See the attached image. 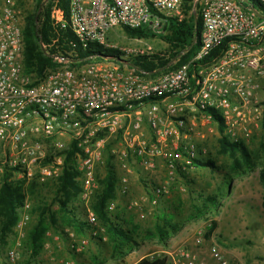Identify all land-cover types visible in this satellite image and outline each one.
<instances>
[{"label":"built area","instance_id":"2783aa9c","mask_svg":"<svg viewBox=\"0 0 264 264\" xmlns=\"http://www.w3.org/2000/svg\"><path fill=\"white\" fill-rule=\"evenodd\" d=\"M258 1L264 10V0ZM26 3L0 0V177L9 173L26 181L37 171L42 178L58 179L65 151L76 143L80 202L90 225L98 222L91 208L99 188L97 167L113 140L119 139L123 146L117 156L122 164L131 158L154 170L161 163L164 172L173 176L177 169L194 167L204 155L195 143L185 141L186 124L179 117L186 108L206 122H213L207 109L217 111L233 142L248 136L250 125H264V18L251 10L254 6L245 9L238 0H196L192 13L199 12L202 20L200 49L189 63L147 78L131 60L158 53L141 44L115 45L112 33L142 28L164 34L169 20L186 18L183 0H70L67 13L55 0L52 27L56 32L70 30L75 40L68 41L67 56L61 50L50 55L56 67L41 76L25 71ZM257 11L264 17L263 11ZM59 37L57 33L42 49L48 52ZM226 41L230 43L220 59L191 70V63L202 62ZM94 42L106 51H118L125 62L108 57L80 65L75 49L79 45L86 50ZM121 183L126 189L128 179ZM165 193V185L153 188L151 204L158 205ZM107 210L114 214L117 202H110ZM18 212L14 228L18 238L7 251L8 264H23L20 242L32 220L27 200ZM202 243L201 237L195 240L196 246ZM87 244L82 240L72 248L80 251ZM211 255L218 264H232L217 247L211 248ZM161 256L169 264H199L192 250L183 246Z\"/></svg>","mask_w":264,"mask_h":264},{"label":"rangeland","instance_id":"374dc122","mask_svg":"<svg viewBox=\"0 0 264 264\" xmlns=\"http://www.w3.org/2000/svg\"><path fill=\"white\" fill-rule=\"evenodd\" d=\"M34 4L35 0H27L26 12L32 11ZM163 30L164 34L146 39H132L119 31L112 33L110 40L113 44L122 47L137 44L151 46L158 54L168 56L170 46L161 36L167 35L166 30L164 28ZM117 33H119L118 36ZM91 48L95 51H106V48L96 42L91 44ZM109 52L112 50L109 49ZM176 62L173 61L171 66H174ZM179 119H183L186 124V129L183 131L185 141L195 143L200 153H204L202 161H213L216 168L194 164V167L187 170L177 169L173 176H169L164 172L161 163L154 170L145 169L131 158L122 164L117 156L123 150V146L119 139L112 141L113 164L119 180L117 210L114 215L121 221L131 222L140 227L139 243L132 251H137L141 244L150 241L145 239V233L148 229H152L162 216L172 215L173 223L178 226L177 231H181L185 226L190 227L186 230L187 238L175 246L171 245V248L167 250L183 246L192 250L199 264H218L211 255V248L217 247L232 264H264V187L260 182V172L264 169L262 147L264 125L258 127L254 124L250 125L249 135L241 140L253 154V166L240 173H232L230 170L232 161L219 152L221 134L217 124L204 121L201 115H194L190 107L186 108L185 114ZM144 133L147 137L151 136V131L147 127L144 128ZM106 157L104 154L102 163L97 167L98 179L105 175ZM123 178L128 179L126 189L121 183ZM2 179L3 177H0V185ZM12 179L25 182V190L32 184H36L37 187L32 194L27 191L25 199L31 205L32 220L19 247L24 264L30 259L25 240L37 218V214H33L32 209L42 201L50 203L53 200L57 179L42 178L37 171L31 180H20L15 175H12ZM162 185L166 186V193L158 205L154 206L150 201L151 190ZM209 197H216V202L209 203L207 201ZM76 206L77 213L86 220L83 203L79 200ZM212 220L218 222V229L208 241L204 238V234ZM91 227V233L84 238L60 236L57 239L59 235L51 232L44 251L37 260L33 261V264H65L66 261H73L75 264H91L95 259L111 264L112 250L102 223L98 220ZM199 237L203 238V243L196 246L195 240ZM17 238L18 235L14 230L5 243L0 240V264H8L7 251L15 245ZM82 240H87L88 244L82 250L75 251L72 244L79 245ZM158 244L161 243L156 242V245ZM161 255L163 253L159 256ZM133 263L132 257L129 264Z\"/></svg>","mask_w":264,"mask_h":264},{"label":"trees","instance_id":"16d2710c","mask_svg":"<svg viewBox=\"0 0 264 264\" xmlns=\"http://www.w3.org/2000/svg\"><path fill=\"white\" fill-rule=\"evenodd\" d=\"M55 0H35L32 11H27L25 15V25L23 30L25 52L24 65L27 73H35L41 76L47 68L56 67V63L50 55L64 51L69 52L68 41L75 40L70 30L65 32H56L53 29L50 13ZM60 5L67 13L69 10L70 0H58ZM196 0H183L186 18L178 22L169 20L164 29L167 35H161L170 46L168 56L156 54L152 56L137 57L131 60V65L141 75L151 78L166 72L177 69L187 64L194 57L201 47L202 20L199 12L197 19L192 13ZM245 9L254 6L255 9L263 11L258 0H248V3L242 4ZM125 34L132 39H146L157 37L159 35L151 34L148 29H131L124 28ZM60 34L56 46L45 52L42 44L49 45ZM230 41L224 42L208 58L202 62L191 63L193 71L199 65H211L220 59L228 49ZM79 64H85L92 60H102L103 56L119 57L118 51H95L91 48L84 50L79 45L75 49ZM111 53V54H109ZM174 66L171 63L178 59ZM211 114L213 122L217 124L221 134L219 139L220 154L228 156L232 161L230 170L232 173H240L245 169L253 166V154L244 142H232L226 135L225 124L220 114L212 108L207 109ZM113 142L106 146V160L104 162L105 175L103 178L96 179L99 188L92 200L91 208L96 214L98 220L105 229L107 241L111 246L112 259L116 264H124V258L138 245L140 227L131 222L121 221L120 218L108 212V204L117 199L118 174L113 164L114 156L111 152ZM264 149V144L262 145ZM80 152L76 143H72L69 150L65 151L64 169L62 175L57 179L54 188V198L49 203L42 201L37 207L32 209L37 218L31 229L27 233L25 245L30 253V259L24 264H33L45 249L49 234L54 232L60 236L69 238V232H73L77 237H87L91 231V225L77 213L76 202L80 200L82 187L80 182L81 174L76 169V155ZM196 166H209L216 168L213 161L204 162L195 160ZM260 182L264 187V169L260 172ZM25 182L15 181L12 175L5 174L0 185V240L6 242L10 235L13 234L14 228L19 219V208L24 204L27 191L32 194L35 192L36 184H32L25 190ZM209 203H215L216 197H209ZM264 207V198H263ZM218 229V222L212 220L204 234L206 240H211ZM69 230V232H67ZM178 230L177 224L173 223L172 215L162 216L153 226L145 233L146 240H157L161 244H166L171 233ZM102 240V239H101ZM91 264H105L104 261L95 259ZM137 264H169L165 256H155L153 258H144Z\"/></svg>","mask_w":264,"mask_h":264},{"label":"crops","instance_id":"0c3cea01","mask_svg":"<svg viewBox=\"0 0 264 264\" xmlns=\"http://www.w3.org/2000/svg\"><path fill=\"white\" fill-rule=\"evenodd\" d=\"M188 227L190 226H185L184 228H182L181 231H177L176 233H171L170 238L166 244L156 245V242H158L157 240H150V241L144 242L143 244H141V247L137 249V251L134 250L132 251V253H129L126 255V257L124 258V264H129L130 259L132 257L134 260L133 264H137L140 260L144 258H153L154 255L159 256L161 253L167 251V249H170L171 245L175 246L179 242L185 240L187 238L186 230ZM111 264H116V260L113 259Z\"/></svg>","mask_w":264,"mask_h":264},{"label":"water","instance_id":"95a60500","mask_svg":"<svg viewBox=\"0 0 264 264\" xmlns=\"http://www.w3.org/2000/svg\"><path fill=\"white\" fill-rule=\"evenodd\" d=\"M239 2H241V3H248V0H238ZM251 10L253 11V12H255L260 18H264L263 16H261L259 13H258V11L254 8V7H251ZM194 16L196 17V19H197V15H196V13L194 14ZM104 58H108L107 56H103ZM110 59H114V60H116V61H118V62H121V63H124L125 61H123L122 59H120V58H116V57H109Z\"/></svg>","mask_w":264,"mask_h":264}]
</instances>
